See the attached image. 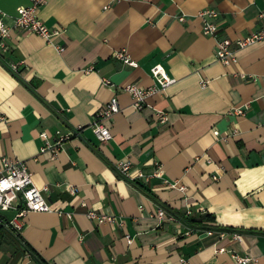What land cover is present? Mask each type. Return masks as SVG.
Instances as JSON below:
<instances>
[{"label":"crops","instance_id":"crops-1","mask_svg":"<svg viewBox=\"0 0 264 264\" xmlns=\"http://www.w3.org/2000/svg\"><path fill=\"white\" fill-rule=\"evenodd\" d=\"M29 2L0 0L3 20L12 25ZM206 7L218 11L223 36L264 23V0H48L40 17L63 29L53 43L11 28L9 48L0 49V157L25 161L52 208L27 211L20 230L0 229V264H180L182 256L237 264L232 253L264 264V40L224 64L202 32L197 13ZM123 48L137 66L114 56ZM155 63L176 80L137 109L123 86L152 85ZM114 96L120 110L105 122L112 137L100 140L91 123ZM77 125L81 135L60 150H41L42 132ZM122 161L131 162L129 176ZM160 205L180 217L190 209L200 221H162ZM89 208L122 213L124 225L90 219Z\"/></svg>","mask_w":264,"mask_h":264},{"label":"built area","instance_id":"built-area-1","mask_svg":"<svg viewBox=\"0 0 264 264\" xmlns=\"http://www.w3.org/2000/svg\"><path fill=\"white\" fill-rule=\"evenodd\" d=\"M48 0H30L29 4L19 5L17 8V14L13 17L12 25L7 24L3 17L6 16L5 12H0V49L7 50L9 48L6 38L10 34L11 28L23 29L35 32L45 37L49 42L51 38L63 31L48 25L39 15V11L47 3ZM201 17L202 32L211 35L215 38V54L224 64H230L236 60V51L239 48L245 47L252 43L264 40V23L255 30L247 33L246 35L231 38L223 36L219 33V23L217 21L218 11L213 7H206L198 11L197 13ZM263 16V13H260ZM179 19L184 20L185 16L180 15ZM58 50H63L64 46L55 45ZM114 56L122 59L125 63L137 66L130 53L125 49H116ZM17 64H12V68L16 69ZM94 69V65H89L85 68V72H90ZM151 73L155 79L154 83L149 86H142L137 83H128L123 86V89L128 91L133 99V105L137 109H142L146 105V99L151 94L164 90L168 85L173 83L176 78L169 75L165 67L161 63H155L150 68ZM105 84H111L112 81L108 78H104ZM203 85L207 83V79L202 78ZM120 110V104L116 96L112 97L105 105L98 109L94 115V120L91 123V127L94 133L100 140H107L112 137V132L109 126L105 124L107 120H110L113 115ZM244 107H236L234 111L237 113H244ZM158 115L161 117V121H166L167 116L163 111H158ZM83 125H77L69 131H62L56 129L53 135H49L46 132H42L41 135L45 140L41 150L46 149L57 152L62 148V145L70 140L74 136H80L83 130ZM216 133L218 131H215ZM118 168L120 172L125 175H130L131 162L122 161L119 163ZM161 167L158 165L153 174L159 175ZM138 177H142L145 180L146 174L143 171H139ZM213 178L217 179L218 176L214 175ZM167 182L174 187H178L180 190H184L185 186L180 184L178 180ZM52 207L46 200L42 193V188L37 186L33 179V173L28 167L27 163L21 159H14L10 156L3 155L0 157V225L6 227H13L16 230H20L23 226V216L29 210L47 211ZM11 213V216L7 214ZM7 214L8 218L4 216ZM70 214V213H69ZM186 214H192V210H186ZM86 216L90 219H96L99 223H111L119 226L124 225L125 216L122 213H116L113 211L97 210L89 208L86 211ZM156 216L164 221H176L179 224H184V220L176 214L167 211V209L160 205L157 208ZM192 230L189 229L188 232ZM207 233H212V230H208ZM128 243H131L134 239L130 233L125 234ZM242 234L240 232H234L233 238L240 240ZM219 250H224L220 248ZM237 264H247L256 260L249 255H241L238 253H232ZM180 264H190L189 259L186 256L180 257Z\"/></svg>","mask_w":264,"mask_h":264},{"label":"trees","instance_id":"trees-1","mask_svg":"<svg viewBox=\"0 0 264 264\" xmlns=\"http://www.w3.org/2000/svg\"><path fill=\"white\" fill-rule=\"evenodd\" d=\"M143 189V188H142ZM144 190H146L145 188H144ZM150 195H152L153 197H155L154 196V194L152 193V192H150V191H148V190H146ZM4 216H8L7 214H4ZM179 216V215H178ZM201 216H204V217H211L210 216V214H208V213H203V214H201ZM180 217V216H179ZM8 218V217H7ZM180 218H182L186 223H188V224H195V223H198L199 221H200V219H198L197 217H195V216H192V214H190V215H185V216H183V215H181V217ZM4 228V226L3 225H0V229L2 230ZM24 244L26 245V247L28 248V250L33 254V255H35V256H37L38 255V253L35 251V249H33L32 247H30L27 243H25L24 242ZM43 260V259H42Z\"/></svg>","mask_w":264,"mask_h":264},{"label":"rangeland","instance_id":"rangeland-1","mask_svg":"<svg viewBox=\"0 0 264 264\" xmlns=\"http://www.w3.org/2000/svg\"><path fill=\"white\" fill-rule=\"evenodd\" d=\"M7 214H11L10 212H7Z\"/></svg>","mask_w":264,"mask_h":264}]
</instances>
